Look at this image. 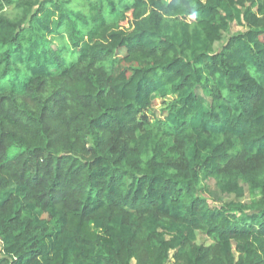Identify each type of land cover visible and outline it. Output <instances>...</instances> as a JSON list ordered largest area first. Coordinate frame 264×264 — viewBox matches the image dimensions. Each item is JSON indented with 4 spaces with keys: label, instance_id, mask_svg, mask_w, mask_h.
<instances>
[{
    "label": "trees",
    "instance_id": "trees-1",
    "mask_svg": "<svg viewBox=\"0 0 264 264\" xmlns=\"http://www.w3.org/2000/svg\"><path fill=\"white\" fill-rule=\"evenodd\" d=\"M0 241L264 264V0H0Z\"/></svg>",
    "mask_w": 264,
    "mask_h": 264
},
{
    "label": "rangeland",
    "instance_id": "rangeland-1",
    "mask_svg": "<svg viewBox=\"0 0 264 264\" xmlns=\"http://www.w3.org/2000/svg\"><path fill=\"white\" fill-rule=\"evenodd\" d=\"M242 31H244V28L233 24L231 26L230 30L228 31V33L227 34H224L222 41L215 44L214 50L215 51H219L222 48V46L224 45V43L226 42V40H227V38L229 36L234 35L236 33H240ZM199 94H201L200 91H199ZM209 185L213 187V184L212 183H210ZM222 198H223V202L224 203H228V202L235 201V198L232 195H230V196H224ZM243 201H247V199L246 200H243ZM45 217L46 216H43V218H45ZM198 238H199L198 239V243H203V244H208L209 243V242H207L206 238L203 235H199Z\"/></svg>",
    "mask_w": 264,
    "mask_h": 264
},
{
    "label": "built area",
    "instance_id": "built-area-1",
    "mask_svg": "<svg viewBox=\"0 0 264 264\" xmlns=\"http://www.w3.org/2000/svg\"><path fill=\"white\" fill-rule=\"evenodd\" d=\"M2 248H3V244H2V242L0 241V254H3V253H4L3 250H2Z\"/></svg>",
    "mask_w": 264,
    "mask_h": 264
}]
</instances>
